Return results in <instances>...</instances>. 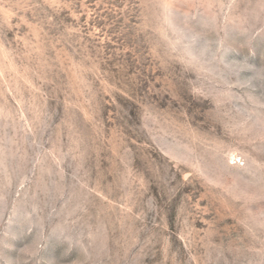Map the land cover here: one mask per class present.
<instances>
[{"label": "rangeland", "instance_id": "1", "mask_svg": "<svg viewBox=\"0 0 264 264\" xmlns=\"http://www.w3.org/2000/svg\"><path fill=\"white\" fill-rule=\"evenodd\" d=\"M0 264H264V0H0Z\"/></svg>", "mask_w": 264, "mask_h": 264}, {"label": "clouds", "instance_id": "2", "mask_svg": "<svg viewBox=\"0 0 264 264\" xmlns=\"http://www.w3.org/2000/svg\"><path fill=\"white\" fill-rule=\"evenodd\" d=\"M175 35L179 37V39L185 45H194L197 41H199L202 37L201 34L194 33L190 27V24L187 22H183L182 27H177L174 25ZM217 53L216 40L215 39H207L204 38L203 46L197 51L198 58L202 54L203 57L211 58L215 56Z\"/></svg>", "mask_w": 264, "mask_h": 264}]
</instances>
